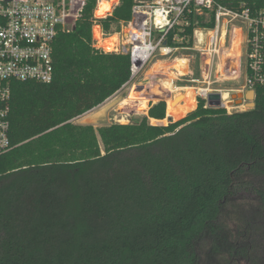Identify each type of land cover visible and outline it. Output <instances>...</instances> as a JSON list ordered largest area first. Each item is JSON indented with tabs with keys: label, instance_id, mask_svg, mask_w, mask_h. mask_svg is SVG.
Segmentation results:
<instances>
[{
	"label": "trees",
	"instance_id": "1",
	"mask_svg": "<svg viewBox=\"0 0 264 264\" xmlns=\"http://www.w3.org/2000/svg\"><path fill=\"white\" fill-rule=\"evenodd\" d=\"M132 4L120 0L105 28ZM221 4L254 14L262 0ZM93 7L56 37L50 82L12 81L0 264H264V87L230 114L197 97L164 124L152 121L165 120V100L136 122L76 123L131 73L129 55L91 47ZM185 18L167 45L191 47L194 28L213 25Z\"/></svg>",
	"mask_w": 264,
	"mask_h": 264
},
{
	"label": "built area",
	"instance_id": "2",
	"mask_svg": "<svg viewBox=\"0 0 264 264\" xmlns=\"http://www.w3.org/2000/svg\"><path fill=\"white\" fill-rule=\"evenodd\" d=\"M222 0H133L128 21L111 22L108 29L104 21L113 15L120 0H94L91 17V47L98 52L127 54L131 73L122 88L133 84L156 51L171 56L182 47L166 44L169 30L189 25L186 14L213 19L212 26H196L193 37L206 34L203 54L209 59L219 58L223 52L226 32L238 29L239 79L235 91L245 93L264 87V0L251 14L247 7L231 9ZM88 0H0V155L12 148L9 138V111L12 81L50 82L54 74L53 45L59 34L72 32L82 16ZM243 6V3L240 5ZM212 17V18H211ZM119 25L118 29L116 25ZM204 32V34H203ZM232 36V34H231ZM232 38V37H231ZM173 39L179 40L177 35ZM189 61L186 59V63ZM211 64V61H210ZM192 82L198 79H192ZM198 88H196L197 90ZM221 108L228 114L249 109V100L228 104L222 100ZM207 91L197 93L205 100ZM241 107V108H240Z\"/></svg>",
	"mask_w": 264,
	"mask_h": 264
},
{
	"label": "rangeland",
	"instance_id": "3",
	"mask_svg": "<svg viewBox=\"0 0 264 264\" xmlns=\"http://www.w3.org/2000/svg\"><path fill=\"white\" fill-rule=\"evenodd\" d=\"M118 27L119 25L117 24L116 28L118 29ZM196 34H198V36L194 35L192 39L191 47L179 48L176 51H174L171 56H162L159 53V51H156L153 54V56L150 58V60L147 62V64L145 65L143 71L134 80L133 84L131 83L128 84V86L114 93L112 96H110L107 100H105L101 104V105L106 106L107 108L106 110H104V112L101 113L102 119H99L96 121L94 118H92L90 120L93 123H89V124H92L93 126L98 127V126L110 124L113 122L128 123V122H136L137 120H139L144 113L138 112V111H143L145 110V108L131 109L130 107L125 106L122 103V101L126 99L129 96V94H131V91L133 90V88H136L137 86L147 87L146 91H137V94H136L137 97L140 96V97L146 98L147 105L148 103H151L152 101L157 102L158 100H165V103H166V98L164 97H157V99L148 100V98H150L151 96L153 87H157V95L160 94L161 92H166V94L168 95V93H171V91H174V92L175 91L176 92L185 91V89L180 90L181 88L175 89L174 87L176 85L177 86H180V85L191 86L192 91H193L192 93L195 94L196 103H197V93H195L194 90H196V88L198 87H204L206 88L205 91H209L210 93L216 92L217 89H220L222 93V96H221L222 100L227 99L229 102L228 104H231V101L235 102L233 97L236 94L241 93V92L235 91V89H237L238 87L236 82L239 79L238 69L240 68L239 67L240 64L238 61L239 39H240L238 38V31L234 29L233 32H231L230 30L226 32V39L222 47L224 50L221 53L219 58L215 57L212 60L209 59L207 54H203V52L205 51L204 48L206 47V43H205L206 34H204L203 32L204 35L202 36V40L199 39V33H196ZM176 57L178 58L180 57L179 60L181 58L189 60L187 61V63L184 64L183 67H181L182 69H180L181 70L180 73L178 72L179 69L176 70V68L173 69L172 67H170ZM229 60L231 61L229 62ZM210 61H211V64H210ZM224 61L227 62L225 66L226 68H224ZM219 64L220 66L218 68ZM175 66L179 67L178 62H175ZM188 69L192 71L193 73L192 77H194L195 79H198L200 83L197 81L191 82V81H186V80L181 81L177 79V76L181 75V73L182 74L185 73L182 77L184 79H188L190 76V73H186ZM171 80L174 81V84H171ZM243 110H246V109H243ZM81 117L82 116L75 118L74 122L78 123L77 119L80 120ZM168 117L169 116L167 115L165 117L166 123L168 122V120L166 119ZM171 117L176 118L175 116H171ZM149 122H150V119H149Z\"/></svg>",
	"mask_w": 264,
	"mask_h": 264
},
{
	"label": "bare ground",
	"instance_id": "4",
	"mask_svg": "<svg viewBox=\"0 0 264 264\" xmlns=\"http://www.w3.org/2000/svg\"><path fill=\"white\" fill-rule=\"evenodd\" d=\"M235 30L238 31V29L235 28ZM238 38H240L239 32H238ZM236 39V38H235ZM240 40V39H239ZM230 50V49H229ZM238 51V50H237ZM230 54V53H229ZM178 60V57H176L172 63V65L170 67L172 68H176V70L179 69V73H180V69L179 67L175 66V60ZM231 60H229L230 62ZM231 65V64H230ZM168 67V68H170ZM235 71V69H234ZM233 71V73H234ZM224 72V71H223ZM184 73V72H183ZM232 73V75H233ZM224 74V73H222ZM182 75V73H181ZM231 75V76H232ZM147 87H140L137 86L136 88H133V90L131 91V94H129V96L124 99L122 101V103L125 106L130 107L131 109H143V108H147V99L144 97H137V91H146ZM206 88L204 87H198L197 91H195V93H201L204 94L207 91H205ZM192 87H186L185 91L183 92H174L171 91V93H168L167 97H166V109H167V114L169 116H175L177 118H180L183 116L184 113L192 110L195 108V103L193 101V98H195V94L192 93ZM158 95H157V87H153L152 88V92H151V96L150 98H148V100H153V99H157ZM226 100V99H225ZM166 122V120H154L152 121L153 124H164Z\"/></svg>",
	"mask_w": 264,
	"mask_h": 264
},
{
	"label": "crops",
	"instance_id": "5",
	"mask_svg": "<svg viewBox=\"0 0 264 264\" xmlns=\"http://www.w3.org/2000/svg\"><path fill=\"white\" fill-rule=\"evenodd\" d=\"M180 58V57H179ZM179 58H178V60L176 59L175 60V62H178V66H179V68H181V67H183L184 66V64L186 63V59H180L179 60ZM184 60H185V62H184ZM226 63L227 62H225L224 61V68H226L225 66H226ZM222 64V63H221ZM219 66H220V64L218 65V68H219ZM174 69V68H173ZM182 69V68H181ZM177 72V71H176ZM179 72V71H178ZM218 72V71H217ZM186 73H190V76H189V78L188 79H184L182 76L185 74H182V75H178L177 76V79H179V80H181V81H184V80H186V81H191L192 79H195L194 77H192V71L190 70V69H188V71L186 72ZM175 75H177V74H175ZM183 79H182V78ZM192 82V81H191ZM171 84H174V81H172L171 80ZM177 86V85H176ZM174 87L175 89L176 88H181L180 90H184L186 87H191V86H188V85H180V86H177V87ZM146 87V86H145ZM122 89V88H121ZM120 89V90H121ZM119 91V90H118ZM117 91V92H118ZM178 92H181V91H178ZM195 99L196 98H193V101H194V103H195V107H196V102H195ZM107 100V99H106ZM156 101H152L151 103H148V105H147V108L145 109V110H143V111H138V112H143L144 114L143 115H146L147 114V110H148V108H149V105L150 104H153V103H155ZM107 109L106 108V106H104V105H99V106H97V107H95L94 109H92L91 111H89V112H87L86 114H84V115H82V117H81V119L80 120H78L77 119V122L78 123H93V122H91V120L90 119H92V118H94L96 121L97 120H99V119H102V117H101V114L100 115H98V116H95L97 113H99L100 111H101V109ZM104 112V111H103ZM166 115L167 116H169L168 114H167V109H166ZM170 118H172L171 116H169ZM177 118V117H176ZM150 120L152 119V118H149ZM165 119V118H164ZM167 119V118H166ZM173 119V118H172ZM157 120H159V119H157ZM174 120V119H173ZM75 121V120H74Z\"/></svg>",
	"mask_w": 264,
	"mask_h": 264
},
{
	"label": "water",
	"instance_id": "6",
	"mask_svg": "<svg viewBox=\"0 0 264 264\" xmlns=\"http://www.w3.org/2000/svg\"><path fill=\"white\" fill-rule=\"evenodd\" d=\"M242 98L249 100L247 102V105L249 108H253L255 95H254V92L252 90H249V91L245 92L244 94L243 93L236 94L233 97V99L237 103H240L242 101ZM206 99H207V106L208 107H213V108L216 107L217 108V107L221 106L220 94L218 92L209 93L207 95ZM231 103H232V101H231ZM169 119H170V117L167 118V120H169Z\"/></svg>",
	"mask_w": 264,
	"mask_h": 264
}]
</instances>
